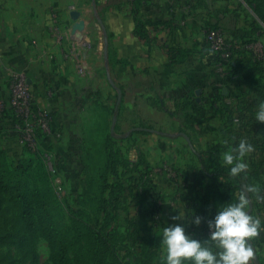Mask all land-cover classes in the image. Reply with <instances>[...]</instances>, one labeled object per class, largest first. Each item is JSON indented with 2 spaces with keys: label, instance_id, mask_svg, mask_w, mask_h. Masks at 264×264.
Wrapping results in <instances>:
<instances>
[{
  "label": "crops",
  "instance_id": "crops-1",
  "mask_svg": "<svg viewBox=\"0 0 264 264\" xmlns=\"http://www.w3.org/2000/svg\"><path fill=\"white\" fill-rule=\"evenodd\" d=\"M143 1L134 14L132 0H0V96L8 101V74L23 72L34 101L47 106L51 114V130L61 136L53 137V149L72 189L80 183L87 134L98 122L93 110L99 109L100 135L106 122L110 124L103 135L105 144L101 142L108 152L100 156V169L105 156L116 164L119 181L130 185L133 170L144 169L137 164L140 158L151 171L152 185L162 201L155 216L159 226L151 228V240L140 241L145 247L158 242L163 249V227L183 223L187 231L194 215L202 222L192 225L190 233L205 239L203 221L221 205L235 203L237 194H222L218 184L202 174V166L212 171L216 163L224 165L222 154L241 138L253 145L244 161L250 185L258 188L250 193L246 210L264 222V123L257 122L259 129L252 127L257 106L245 115L243 128L234 121L237 102L248 92L257 90L264 100V67L244 68L239 76L229 70L222 77L216 58L203 45L208 28H220L231 43H251L258 37L255 19L232 0ZM51 12L57 15L54 31L48 28ZM135 17L149 23L144 28L147 40L134 34ZM104 35L106 59L101 49ZM166 46L187 52L177 60ZM243 55L247 53L242 51L239 57ZM233 60L231 55L226 58L230 69ZM106 69L121 92L119 99ZM217 90L220 97L213 96ZM250 117L253 122L248 124ZM135 127L156 133L132 132ZM20 145L11 130H0L1 150L21 155ZM137 182V189L123 194L126 204H120L123 218L118 228L124 227L127 216L147 214L153 203V193L141 185L146 181ZM127 202H132L129 207ZM175 215L180 220H173ZM249 243L254 251L249 264H264V230Z\"/></svg>",
  "mask_w": 264,
  "mask_h": 264
},
{
  "label": "rangeland",
  "instance_id": "rangeland-1",
  "mask_svg": "<svg viewBox=\"0 0 264 264\" xmlns=\"http://www.w3.org/2000/svg\"><path fill=\"white\" fill-rule=\"evenodd\" d=\"M232 3L255 19L258 37L251 46L255 53H261L264 0H232ZM93 112L99 115L95 120L98 122L92 130L88 126L83 153L85 164L79 185L73 187L76 191L64 174L57 171L58 157L53 148L35 154L27 153L24 148L21 155L0 154V264H101L94 228L102 194L109 190L112 175L105 156L100 169V156L108 152L101 142L105 144L103 135L110 124L106 122L100 135L99 109ZM18 164L21 169H15ZM57 185L61 186L60 191ZM111 233L117 259H109L105 264L108 261L110 264H165L164 248L158 242L153 248L141 250L143 244L126 227L116 226Z\"/></svg>",
  "mask_w": 264,
  "mask_h": 264
},
{
  "label": "trees",
  "instance_id": "trees-1",
  "mask_svg": "<svg viewBox=\"0 0 264 264\" xmlns=\"http://www.w3.org/2000/svg\"><path fill=\"white\" fill-rule=\"evenodd\" d=\"M133 8H134V14L136 13L135 9L137 6H144L143 0H132ZM251 7V5H250ZM252 9V7H251ZM135 30L134 34L140 37L141 39L147 40V37L144 32L145 26L149 25V23L146 20H142L141 18L135 17ZM254 22V21H253ZM256 25L257 23L254 22ZM166 52L168 54H173L176 53L178 56L177 60H181V56H184V54L187 52L186 50L180 48V47H175V46H166L164 47ZM206 52L209 53V51L205 48ZM243 52L247 53V55H243L242 57H239L240 54ZM210 54V53H209ZM213 55V54H211ZM215 61L217 62V57L213 55ZM234 58V66L233 68L230 69V66H228L227 71L229 70L233 73L236 74L237 76L240 75V72L244 68H249V70H261L264 67V49L262 52V56L258 57L254 55L251 51L245 49V48H237L232 50L231 52V58ZM173 62V61H172ZM232 67V66H231ZM230 73V72H229ZM213 96L215 97H220V93L217 91L213 92ZM258 98V99H257ZM263 96L260 95V93L256 91L248 92L246 94V98H244L243 101H238V110L236 111V117L238 118V127L243 128L244 121H245V115L251 110H253L262 100ZM253 122V117L249 118L248 124H251ZM19 123V120L13 112L11 111L8 101H5V106L4 109L0 112V130L6 129V130H11L12 133L17 135L19 137V133L16 132L15 130V125ZM255 126L257 129H259V123L256 122V125L252 123V127ZM55 132V131H52ZM38 138V150L36 152H30L25 146H21L24 148L27 153H40L43 150H49L54 147V143L52 141L53 136H44L40 133L37 134ZM0 154H5L3 150L0 149ZM113 158V157H112ZM114 160V159H113ZM29 163V161H27ZM202 162V161H201ZM138 166L141 165L143 166V171L140 169L135 168L133 172L131 173V183L130 185H126L125 183H121L119 179L117 178V172L115 170L116 164L112 163L110 164L111 167V174L110 176L114 177L113 181H111L110 178V185L109 190H107L106 194H102L101 200H100V211L97 214V218L95 219V240H96V251L99 253L100 258H99V263L105 264L107 260L112 259L114 260L116 258L115 256V251H114V242L115 238L113 237L111 231L118 227V222L121 221L123 217H121V207L120 204L122 205L124 202V197L123 194L125 191H128V193H131L133 189H137L138 185V179H143L146 181L145 183L141 184L142 186H145L147 190H150L153 195V203L151 207L148 210V213H144L143 215H134V216H127L124 220L125 224L124 227L128 231H131L136 234L137 241L140 240L141 243L145 241V238L150 239L151 235V228L157 227L158 225V220H156L155 216L159 213L161 210V199L158 197V194L155 193V187L152 185L153 183V177H151V171L146 167V165L142 162L140 158H138L137 162ZM2 167L0 166V169ZM22 166L19 164L15 167V169H21ZM58 172H61V169L59 166L56 167ZM202 174H204L207 178H209L212 182L218 184V186L221 189L222 194H227L229 196H233L234 193L237 194V198H235V202L238 201L239 196L242 194V188L245 184L250 185V177L247 176L245 173H241L238 176H232L229 172V167L220 165L216 163L214 169L212 171H208L205 166H202L201 169ZM197 173L193 174V178L196 177ZM1 174H0V180H1ZM187 181V180H186ZM129 184V183H128ZM134 185V187L132 186ZM190 188V187H189ZM188 188V190H190ZM76 191V188H73ZM74 191V193H75ZM247 199L250 198V193L246 194ZM185 199V198H184ZM186 200V199H185ZM132 202L128 203V207L130 206ZM136 206V203H134ZM140 206V205H139ZM137 205V210H139V207ZM132 208V207H131ZM130 208V210H131ZM257 210L260 211L261 207H257ZM128 215V213H127ZM203 234L205 238L208 235V229H207V221H203ZM190 229H192V225H188L187 227V232H191ZM264 230V228H262ZM141 234V236L139 235ZM201 236V235H200ZM200 236H196L195 238H200ZM140 243V244H141ZM144 243L142 246H140V249H144ZM117 259V258H116ZM121 264L120 262H118ZM64 264V263H62ZM106 264H110L109 261ZM254 264H258L257 261Z\"/></svg>",
  "mask_w": 264,
  "mask_h": 264
},
{
  "label": "clouds",
  "instance_id": "clouds-1",
  "mask_svg": "<svg viewBox=\"0 0 264 264\" xmlns=\"http://www.w3.org/2000/svg\"><path fill=\"white\" fill-rule=\"evenodd\" d=\"M254 119L264 123V100L257 105ZM252 151L253 145L241 138L234 147L222 154L223 163L230 166L232 176L246 174L248 164L244 157ZM257 191L256 185L245 184L237 202L216 208L215 214L207 221L208 235L204 240L187 232L183 223L163 227L161 243L165 251V264H185V261L189 264H249L254 256L249 241L264 228V222L246 210V194ZM172 219L180 220L177 215ZM201 222L202 218L198 215L191 219L194 226H199Z\"/></svg>",
  "mask_w": 264,
  "mask_h": 264
},
{
  "label": "built area",
  "instance_id": "built-area-1",
  "mask_svg": "<svg viewBox=\"0 0 264 264\" xmlns=\"http://www.w3.org/2000/svg\"><path fill=\"white\" fill-rule=\"evenodd\" d=\"M49 30L54 31L57 21V15L53 12L49 14ZM253 43L239 44L231 43L227 40L226 35L220 28H208L204 30V47L217 57L215 64L217 73L224 77L228 74L226 58L231 55L232 50L237 48H245L254 55L261 57V53H255L252 48ZM7 90L9 93L8 105L18 118L19 123L15 125L16 132L19 133V142L25 146L30 152H36L39 148L37 134L44 136H53L60 139V134L51 130V114L47 106L38 105L34 101V94L27 82L23 72H10L6 78ZM5 100L0 96V112L4 109ZM237 122V119H234ZM154 173V171H153ZM57 190H61V186L57 185Z\"/></svg>",
  "mask_w": 264,
  "mask_h": 264
},
{
  "label": "water",
  "instance_id": "water-1",
  "mask_svg": "<svg viewBox=\"0 0 264 264\" xmlns=\"http://www.w3.org/2000/svg\"><path fill=\"white\" fill-rule=\"evenodd\" d=\"M93 3H94V2H93ZM71 16H72L73 19H76V18H77V14H76L75 12L71 13ZM98 22H99V24H101L100 20H98ZM101 49H102V52H103L104 58L106 59V56H107V39H106V35H104V36L102 37V45H101ZM106 71H107V72H106V74H107V79H108L110 85H111L112 87H115L114 84H113V82L111 81V79H110V77H109L108 69H106ZM115 89H116V92H117V97H118V99H119V98H120V94H121V92H120V90H119L118 88L115 87ZM114 121H115V118L112 119V123H114ZM131 131H132V132H136V131H137V132H140V131H146V132H149V133H156V131H154V130H152V129L139 128V127H135V128H133ZM180 135H182V136L186 139V141H187L188 143H190L188 137H187L185 134L180 133Z\"/></svg>",
  "mask_w": 264,
  "mask_h": 264
}]
</instances>
